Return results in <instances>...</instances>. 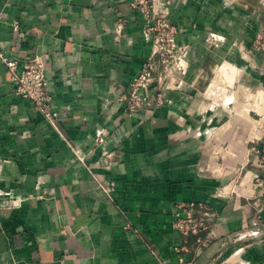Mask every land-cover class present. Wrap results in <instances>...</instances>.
I'll list each match as a JSON object with an SVG mask.
<instances>
[{"label": "crops", "instance_id": "obj_1", "mask_svg": "<svg viewBox=\"0 0 264 264\" xmlns=\"http://www.w3.org/2000/svg\"><path fill=\"white\" fill-rule=\"evenodd\" d=\"M133 1L0 0V264H264V0H154L187 68L158 62L164 104L131 115L154 42ZM1 54L43 58L55 125ZM187 202L214 214L201 243Z\"/></svg>", "mask_w": 264, "mask_h": 264}, {"label": "built area", "instance_id": "obj_2", "mask_svg": "<svg viewBox=\"0 0 264 264\" xmlns=\"http://www.w3.org/2000/svg\"><path fill=\"white\" fill-rule=\"evenodd\" d=\"M132 6L141 13L146 34L153 37L154 42L151 55L144 62L141 72L132 79L130 91L125 98L126 110L131 115L142 108L164 104L167 82L156 76L157 63L163 66L164 78H167L173 75L175 69L183 73L186 71L188 55L187 47L178 38V28L171 22L169 13L162 6L155 5L154 0H134ZM1 57L12 72L17 93L33 101L47 120L55 125L53 96L49 92L43 58L40 55L29 56L24 60L21 72H18L17 60H9L2 54ZM153 85H157L159 90L146 93ZM98 140L102 142L104 136H100ZM253 149L261 157L264 171V140ZM13 204L20 205V201ZM213 216L211 209L204 203H180L176 205L173 223L183 239L192 235L199 236L198 242L201 243L204 241L201 234L209 230ZM179 264L192 263L181 256Z\"/></svg>", "mask_w": 264, "mask_h": 264}, {"label": "rangeland", "instance_id": "obj_3", "mask_svg": "<svg viewBox=\"0 0 264 264\" xmlns=\"http://www.w3.org/2000/svg\"><path fill=\"white\" fill-rule=\"evenodd\" d=\"M222 96V95H221ZM226 97H223V99H225Z\"/></svg>", "mask_w": 264, "mask_h": 264}, {"label": "bare ground", "instance_id": "obj_4", "mask_svg": "<svg viewBox=\"0 0 264 264\" xmlns=\"http://www.w3.org/2000/svg\"><path fill=\"white\" fill-rule=\"evenodd\" d=\"M221 95V94H220ZM223 96V95H222Z\"/></svg>", "mask_w": 264, "mask_h": 264}]
</instances>
